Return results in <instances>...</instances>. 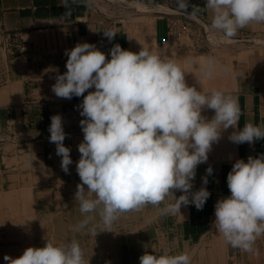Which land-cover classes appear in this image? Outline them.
Returning a JSON list of instances; mask_svg holds the SVG:
<instances>
[{
  "label": "crops",
  "instance_id": "0c3cea01",
  "mask_svg": "<svg viewBox=\"0 0 264 264\" xmlns=\"http://www.w3.org/2000/svg\"><path fill=\"white\" fill-rule=\"evenodd\" d=\"M186 2L187 8L182 9L177 0H66L67 6L65 0H0V197L5 198L10 183H18L19 197L25 196L22 188L27 181L53 184L36 196L51 199L44 206L51 214L45 222L31 228L28 235L25 228L0 230V264H7L5 255L19 257L27 247H43L46 240L57 244L78 241L89 264H140L139 257L151 250L187 252L191 264H264L260 237L253 245L254 253H248L226 244L213 227L216 202L230 195L227 174L235 161L247 162L249 156L264 154V139L251 145L231 142V127L213 144L207 162L197 167L192 191L204 186L202 178L207 176L211 194L202 210L189 204L181 206V213L162 215L164 204L147 205L120 215L110 227L97 210L85 227L74 231L85 219L74 199L81 183L76 162L83 141L80 121L84 117L78 108L83 97L58 98L52 85L57 75L67 71L65 51L77 43L96 46L102 25H112L117 32L107 44V58L115 44L133 52L148 48L175 60L189 86L206 93L220 90L236 99L241 109L238 129L246 122L264 123V44L251 46L248 39L264 35V23L239 29L229 42L214 37V41L198 42L195 34L200 22L206 23L209 33L214 32L211 13L206 0ZM170 22L189 23L192 34L169 36ZM209 57L216 61L211 77L206 75ZM56 114L62 116L68 134L64 145L71 149L73 161L68 173L62 170V158L49 140L51 117ZM203 115L211 119L214 112L205 110ZM209 167L211 175L206 172ZM181 194L175 192L177 197ZM165 203L174 200L169 197Z\"/></svg>",
  "mask_w": 264,
  "mask_h": 264
},
{
  "label": "clouds",
  "instance_id": "9594fccd",
  "mask_svg": "<svg viewBox=\"0 0 264 264\" xmlns=\"http://www.w3.org/2000/svg\"><path fill=\"white\" fill-rule=\"evenodd\" d=\"M182 9L186 0H177ZM65 6L66 0H65ZM211 13L210 29L224 38L251 23H264V0H206ZM117 32L103 30L111 42ZM67 71L57 75L52 91L58 98L83 97L78 105L83 141L76 171L81 183L74 199L85 217L74 231L85 227L97 212L111 226L119 216L140 211L147 205L159 207L162 215L181 213V206L202 210L210 192L207 176L192 191L198 165L206 163L213 144L230 127L235 144L264 139V123L237 125L241 115L238 101L216 89L206 93L189 86L185 72L173 59L148 48L139 52L110 49V59L94 44L77 43L65 51ZM211 77L214 58L206 61ZM89 89H94L89 91ZM87 92V95L85 93ZM212 110L211 119L203 115ZM51 143L56 145L61 168L69 172L71 149L64 145L63 119L51 117ZM211 175V167L206 170ZM230 195L215 204L213 227L226 244L254 253L255 241L264 235V154L237 159L227 174ZM176 191L182 194L177 197ZM171 197L174 203H165ZM97 233H94L96 235ZM7 264H89L76 240L47 241L43 247H27L22 255L4 256ZM187 252L170 254L145 251L140 264H191Z\"/></svg>",
  "mask_w": 264,
  "mask_h": 264
},
{
  "label": "rangeland",
  "instance_id": "374dc122",
  "mask_svg": "<svg viewBox=\"0 0 264 264\" xmlns=\"http://www.w3.org/2000/svg\"><path fill=\"white\" fill-rule=\"evenodd\" d=\"M211 34L216 36L214 38L218 37V39L221 38L228 42L231 41V39L224 38L222 33L214 31ZM248 39L251 46H256V43H254L256 42L255 40H257V42L259 41L260 44H264V40H262L264 39L263 34L260 36H251ZM219 42H221V40H216V43ZM35 181L25 182V186L22 188L25 190L24 197L17 196L19 192L17 182L13 183V185L10 183L9 188L5 187V192L8 191V193H5V198L0 197V230H4L5 227H9L11 230H21L25 228L29 230L26 231V235H28V232L31 233V228L39 225V223L45 222L47 217L51 215L44 211V206H47L51 199L39 198L36 196L41 194L43 189L49 190L53 184L49 181H43L42 183ZM63 200L65 201V199ZM46 209H48V207ZM7 210L10 212H7ZM14 224L15 227H13Z\"/></svg>",
  "mask_w": 264,
  "mask_h": 264
},
{
  "label": "built area",
  "instance_id": "2783aa9c",
  "mask_svg": "<svg viewBox=\"0 0 264 264\" xmlns=\"http://www.w3.org/2000/svg\"><path fill=\"white\" fill-rule=\"evenodd\" d=\"M160 11H161V13H166L165 9H162ZM103 30H113L112 25H108V24L102 25L100 27L98 33H97V38H96V43H95L96 47L100 51H102L106 54V51H108L107 50V44L109 43V41H108L107 37H105L103 35ZM168 34L171 37L178 38V37H183V36H189L192 33H191V28H190L189 23L183 22L182 24H176L175 22H170L168 24ZM195 37L198 39V42H201L202 39H205L206 41L214 40L213 37H216V36L209 33V28L206 25V23L200 22V27H199L198 31L196 32ZM216 39H218V37ZM262 40H264V39H262ZM255 41L256 42H254V40H253V42L256 43V45L260 44V42H259L260 39L258 42H257V40H255ZM260 239L262 241H264V235L260 236Z\"/></svg>",
  "mask_w": 264,
  "mask_h": 264
}]
</instances>
